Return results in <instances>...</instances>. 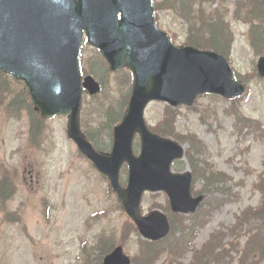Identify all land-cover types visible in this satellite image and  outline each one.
<instances>
[{"label": "rangeland", "instance_id": "374dc122", "mask_svg": "<svg viewBox=\"0 0 264 264\" xmlns=\"http://www.w3.org/2000/svg\"><path fill=\"white\" fill-rule=\"evenodd\" d=\"M154 1L157 24L176 45L190 44L189 30L192 38L200 37L203 44L210 41L208 35L196 32L199 27L194 31L190 20L176 12V0ZM195 1L194 7L200 11V5L206 12L191 16L199 15L205 28L211 27L214 10L224 12L225 29L232 38L226 55L247 91L234 100L203 95L194 106L179 109L151 102L146 121L152 128L165 122L160 129L172 131L166 136L184 145L186 156L177 170L192 171L193 193L205 196L201 209L195 215L174 214L165 193H146L142 212L161 210L173 227L166 240L148 247L150 243L135 230L109 190L108 178L80 154L68 136L67 116L46 119L33 132L28 112L21 109L15 116L11 96L6 94L0 99V181L7 179V186L15 184L16 188L12 198L0 206V264H94L99 250L90 247L102 236L111 245L121 243L133 261L142 264L146 260L142 250L147 248L154 251L172 242L173 252L181 253V247L187 245L183 235L191 239L187 254H163L156 264H264V252H259L264 247V78L257 72L264 45L258 51L252 45L253 37L264 44V18L254 16L259 21L252 27L246 13L253 14L255 6L248 0H241L239 9L234 0ZM199 48L212 50L207 45ZM96 57L100 58L96 49L84 43L85 74L93 68L99 73L104 70L102 59L91 66L90 59ZM119 73H111L105 92L85 107V130L101 121L103 110L96 116L98 107L116 104L130 88L128 72ZM7 78L10 93L27 98L25 86ZM85 100L86 106L92 99L87 95ZM168 124L173 127L165 128ZM110 136L112 133H105L98 140L108 143ZM134 149L139 153V139ZM125 168L121 171L123 182L127 181Z\"/></svg>", "mask_w": 264, "mask_h": 264}, {"label": "water", "instance_id": "95a60500", "mask_svg": "<svg viewBox=\"0 0 264 264\" xmlns=\"http://www.w3.org/2000/svg\"><path fill=\"white\" fill-rule=\"evenodd\" d=\"M84 32L112 70L128 67L133 74L132 96L114 129L110 153L98 152L81 129L84 88L91 94L100 91L92 76L82 79ZM0 70L26 83L35 110L44 118L68 116L69 136L109 177L125 211L150 240L165 237L170 223L159 210L142 215L144 192H166L172 210L185 214L195 212L203 196H192L190 171H172L174 160L184 157V147L149 130L144 118L148 103L192 105L203 93L235 98L246 90L234 79L224 55L172 44L156 26L153 0H0ZM258 70L264 76V56ZM137 134L139 156L133 148ZM125 163L129 182L124 188L120 170ZM103 264H131V259L118 246Z\"/></svg>", "mask_w": 264, "mask_h": 264}, {"label": "trees", "instance_id": "16d2710c", "mask_svg": "<svg viewBox=\"0 0 264 264\" xmlns=\"http://www.w3.org/2000/svg\"><path fill=\"white\" fill-rule=\"evenodd\" d=\"M204 0H200L199 4L203 3ZM235 2H237L238 4V9H239V5L241 7L242 2L241 0H234ZM246 1V0H245ZM251 5L255 6V9L252 13H246V16L248 17V19H251V24L253 27V23L256 24V22L259 21V18H264V5L262 3H260L257 0H248ZM197 2L195 0H176L175 1V6H176V12L178 14H182L183 16L187 17L190 22L192 23V25H194V31L196 30L197 27H199L198 30H196V32L199 35L202 34H206L208 35L210 41L207 44H203L202 43V39L200 37H193L192 38V33L189 30V37L190 38V44L195 45L197 47H202L205 48V45H207L208 47H210L211 49L227 54L229 52V50L232 47V38L231 36L228 35V33L226 32L225 29V23H224V12H220V11H213L211 16H210V21H211V27H207L205 28L204 25L200 24L201 18L200 16H196L195 19L191 16V14H201L204 15L205 14V10L202 12V7L199 5L198 8H200V11H198V9H196L194 7V5ZM181 6L184 8L183 10H178L179 8H181ZM224 10V9H223ZM236 14H238V10H236ZM254 16H258V17H254ZM205 20V19H204ZM216 22V23H215ZM254 33L257 32L256 28H253ZM257 38H252V45L253 47L256 49V51L259 50V48L263 47V43L261 42V40L257 41ZM97 62V61H96ZM95 62L92 61L91 62V66L94 67ZM102 65H104L102 68L104 70V72H107V66L105 63H102ZM94 70V68L92 69V71ZM95 72L94 74L102 81L103 83L108 82V75L109 73H99L97 71H93ZM127 79L130 81V75L128 73L125 74ZM9 80L7 79V76L5 74H3L2 72H0V96L3 95L0 99H4L6 98V94L11 96V101L10 103V108L12 110V112L15 114V116L17 115V112H19L21 109H25L29 116L31 117V121H32V125H33V132L34 130H36L37 128H41V126L43 125V119L40 117V115H38L37 113H35L33 111V104L32 101L30 99L29 93L27 91V93L25 94V96L27 98H21L22 94L18 93V94H11L10 93V86L8 85ZM7 83V84H6ZM130 83V82H129ZM5 93V94H4ZM130 93H131V88H128L126 91L122 92L120 99L116 102V104L114 103H110L105 109H100L99 110H103V116H102V120L100 122H98V126L96 128H94L93 130H89L87 131V134L89 136V138L95 142L96 147L99 150L105 151L106 149L111 147V143H112V136H110L109 138V142L107 143H100V141L98 140V138L107 133V135H111L112 130L114 125L122 118L123 114L125 113V109L130 97ZM100 105V104H99ZM16 111V113H15ZM100 114V113H98ZM165 123V122H164ZM164 123L162 125H164ZM162 125H159L158 127L154 128V130L158 133L164 134V135H168L170 133H172V131L169 130H163L164 128L160 129ZM173 126L171 124H168L167 127L168 129H171ZM178 167V166H177ZM7 179H4L2 181H0V206H3L4 204H6L7 200L9 198H11V194L13 193L12 190L15 189V187L13 185L11 186H7ZM260 186V185H257ZM262 189L264 190V187L261 186ZM260 187V189H261ZM12 191V192H11ZM135 227V226H134ZM136 230V227H135ZM183 238L187 241V245L182 246V252L181 253H176L173 252V243L169 242L167 245H169L166 248H161V249H155L154 251L152 250H142V255L144 257H146V260L144 263L142 264H156L158 262V260L160 259L159 257L162 256L163 254H169V256H177V255H181L184 254L190 245L191 239L187 237V235H183ZM150 244L147 243L148 247H152L157 243H151ZM113 245V244H112ZM112 245L109 244L106 239H104V236H102L101 239L98 240V242L96 243L95 247L93 248H98L97 250H99V255L98 257L95 259L94 264H100L104 255L107 254L111 248ZM259 252H264V247L261 248V250H259ZM88 264V262L86 263ZM133 264H137V262L133 261Z\"/></svg>", "mask_w": 264, "mask_h": 264}]
</instances>
